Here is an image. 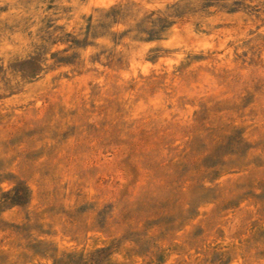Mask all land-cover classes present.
Wrapping results in <instances>:
<instances>
[{
    "label": "rangeland",
    "instance_id": "1",
    "mask_svg": "<svg viewBox=\"0 0 264 264\" xmlns=\"http://www.w3.org/2000/svg\"><path fill=\"white\" fill-rule=\"evenodd\" d=\"M0 264H264V0H0Z\"/></svg>",
    "mask_w": 264,
    "mask_h": 264
}]
</instances>
